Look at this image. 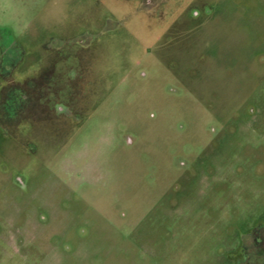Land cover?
<instances>
[{"label": "rangeland", "instance_id": "1", "mask_svg": "<svg viewBox=\"0 0 264 264\" xmlns=\"http://www.w3.org/2000/svg\"><path fill=\"white\" fill-rule=\"evenodd\" d=\"M4 47L0 264H264V0H0Z\"/></svg>", "mask_w": 264, "mask_h": 264}, {"label": "flooded vegetation", "instance_id": "2", "mask_svg": "<svg viewBox=\"0 0 264 264\" xmlns=\"http://www.w3.org/2000/svg\"><path fill=\"white\" fill-rule=\"evenodd\" d=\"M8 53V47H4V48H2L1 50H0V58H3L4 59V57L6 56V54ZM15 66H10V68H14ZM12 73V72H11ZM10 72H4V69H0V75L2 76V77H4V76H9V74H11ZM45 76H43V78H44ZM19 85V84H18ZM14 90V92L12 93V96L11 95H9L8 96V100L10 101H14V100H18V99H21L22 98V96H23V93H22V91H21V89H19V88H14L13 89ZM16 94H19V96H21V97H17V95ZM7 103V102H6ZM20 103H21V101L19 100V104H18V106L20 105ZM15 105V104H14ZM13 105V106H14ZM6 112H8V114H10V116H14V118H15V116H16V108H9L8 110H7V108H6ZM9 116V117H10ZM21 117H22V115H19V116H17V119L19 120V119H21Z\"/></svg>", "mask_w": 264, "mask_h": 264}]
</instances>
